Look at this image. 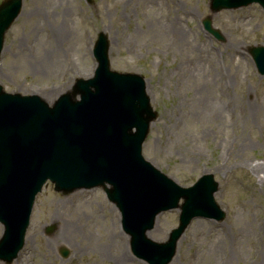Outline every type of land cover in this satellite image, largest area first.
Instances as JSON below:
<instances>
[{
	"label": "rangeland",
	"instance_id": "1",
	"mask_svg": "<svg viewBox=\"0 0 264 264\" xmlns=\"http://www.w3.org/2000/svg\"><path fill=\"white\" fill-rule=\"evenodd\" d=\"M60 1H21L4 35L3 90L28 94L33 88L56 99L75 77L93 72L90 51L96 34H105L110 68L143 76L157 112L142 144L145 159L185 187L204 173L218 182L214 198L225 216L192 219L169 264H264V231L255 229L264 227V73L247 51L264 45V10L251 4L210 12L208 0ZM32 9L40 15H29ZM209 14L222 41L203 30ZM178 18L186 41L154 30ZM59 25L70 31L69 39L53 38ZM110 207L101 188L63 193L48 183L36 196L21 247L0 264H117L118 255L124 264H146L132 255L127 235L117 228L119 212L109 213ZM178 212L158 215L149 237L163 241ZM62 219L73 229L54 243ZM241 224L249 225V235L240 232Z\"/></svg>",
	"mask_w": 264,
	"mask_h": 264
},
{
	"label": "water",
	"instance_id": "2",
	"mask_svg": "<svg viewBox=\"0 0 264 264\" xmlns=\"http://www.w3.org/2000/svg\"><path fill=\"white\" fill-rule=\"evenodd\" d=\"M8 1L0 5V46L2 32L11 20L5 13ZM222 2L213 0V5L228 6ZM206 26H209L208 22ZM106 50V41L101 36L95 48L99 61L95 77L88 81L79 80L74 87V92L81 95L79 101L66 95L48 110L35 97L3 96L4 100H0V208L14 222L20 217L23 201L33 198L46 177L59 186L71 188L78 184L75 183L78 174L90 172L92 175L100 167H109L108 164L103 166L96 155L91 158L95 162L81 160L82 153L90 151L88 148L92 143L97 147L103 144L101 134L106 136L108 133L111 137L121 131L125 135L130 128L136 127L137 132L128 138L134 141L137 149L140 148L148 122L154 117L143 93L144 83L137 75L110 71ZM2 120H8L10 125ZM91 127L100 128L101 134ZM123 185L124 181H121L120 188L112 190L116 200H123ZM193 192L191 190L189 195L192 196ZM187 207L188 202L185 209ZM148 220L145 213H136L135 222L142 227ZM23 230L24 226H21L20 241ZM170 254L158 264H164Z\"/></svg>",
	"mask_w": 264,
	"mask_h": 264
},
{
	"label": "bare ground",
	"instance_id": "3",
	"mask_svg": "<svg viewBox=\"0 0 264 264\" xmlns=\"http://www.w3.org/2000/svg\"><path fill=\"white\" fill-rule=\"evenodd\" d=\"M61 3H66L65 2V0L64 1H60ZM67 9L71 12V8L70 7H67ZM29 15H40L39 14V12L37 11V9H32L31 11H29ZM57 17V13H53V18L55 19ZM152 20H156V18L154 17V16H152ZM169 24V28H167L166 27V23L164 22V23H162V24H156L155 26H154V30L158 33L159 31L163 34V36H166V33H171L174 37H175V40L177 41V42H184V41H186L187 40V38L189 37L188 36V34L186 33V29H185V27H183L182 25H181V20L178 18V19H174L173 21H169V23H167V25ZM55 31V33H54V37L53 38H57V37H63V38H65V37H67V34H68V39H69V32L70 31H68L67 29H65L64 27H63V25H59V26H57L56 27V30H54ZM56 35V36H55ZM64 35V36H63ZM109 39V38H108ZM196 50H198V51H201V48H200V45H198V46H196ZM56 93H58V92H56ZM54 93H48V94H46L43 98H44V100L45 101H47V102H50V101H52L53 99H54V96H56V95H53ZM58 94H60V91H59V93ZM258 109H256V111H257ZM256 111H255V114H256ZM250 116H251V113L249 114ZM255 169H258V170H260L259 168H258V165H255V166H253ZM257 171V170H256ZM262 184V183H261ZM76 196H79V194L78 193H76ZM262 198H258V200H261ZM65 201V200H64ZM64 201H62V203H64ZM114 211V208H112V207H110L109 209H108V212L109 213H111V212H113ZM54 219H56V218H54ZM60 230H59V232H58V234H57V236H56V238L52 241V242H54V243H56V242H60L62 239H67L70 235H69V231H70V229H73V224L71 223V222H69V221H67V220H61V224H60ZM249 225L248 226H246L245 224H241L240 225V232H242L244 235H249ZM260 227V228H259ZM259 227H255V229H264V227L263 226H259ZM154 230V229H153ZM155 231V230H154ZM113 233V232H112ZM114 234V233H113ZM149 234L151 235V233L149 232L148 233V236H149ZM115 236H116V238H118L119 237V235L118 234H114ZM112 239L114 240V238H113V236H112V234L111 233H109V237H108V240H111V242H113L112 241ZM116 240V239H115ZM107 249V244L106 245H104L103 247H102V249L104 250V249ZM218 248H219V239L216 241V242H214L213 244H212V246H211V249H212V252L211 253H213V252H216L217 250H218ZM229 260H230V258H229ZM228 260V261H229ZM115 261H116V263L117 264H124V258L123 257H121V255L119 256H116V258H115ZM257 263V262H256ZM258 264H262L261 262L260 263H258Z\"/></svg>",
	"mask_w": 264,
	"mask_h": 264
}]
</instances>
